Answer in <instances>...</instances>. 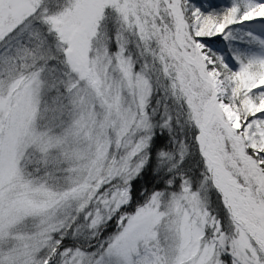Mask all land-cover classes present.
<instances>
[{
    "label": "snow or ice",
    "instance_id": "1",
    "mask_svg": "<svg viewBox=\"0 0 264 264\" xmlns=\"http://www.w3.org/2000/svg\"><path fill=\"white\" fill-rule=\"evenodd\" d=\"M0 264H264V0H0Z\"/></svg>",
    "mask_w": 264,
    "mask_h": 264
}]
</instances>
